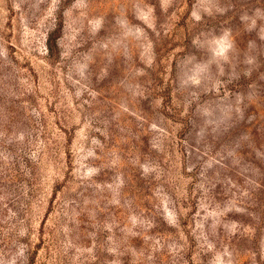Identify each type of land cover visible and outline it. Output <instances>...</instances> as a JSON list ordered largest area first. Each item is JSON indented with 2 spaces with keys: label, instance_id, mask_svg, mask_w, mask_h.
<instances>
[{
  "label": "rangeland",
  "instance_id": "obj_1",
  "mask_svg": "<svg viewBox=\"0 0 264 264\" xmlns=\"http://www.w3.org/2000/svg\"><path fill=\"white\" fill-rule=\"evenodd\" d=\"M0 264H264V0H0Z\"/></svg>",
  "mask_w": 264,
  "mask_h": 264
}]
</instances>
